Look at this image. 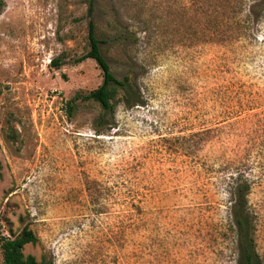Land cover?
<instances>
[{
    "label": "rangeland",
    "instance_id": "374dc122",
    "mask_svg": "<svg viewBox=\"0 0 264 264\" xmlns=\"http://www.w3.org/2000/svg\"><path fill=\"white\" fill-rule=\"evenodd\" d=\"M88 20L141 100L100 124L75 97L101 81ZM243 182L264 264V0H0V238L26 225L45 264H236Z\"/></svg>",
    "mask_w": 264,
    "mask_h": 264
},
{
    "label": "trees",
    "instance_id": "16d2710c",
    "mask_svg": "<svg viewBox=\"0 0 264 264\" xmlns=\"http://www.w3.org/2000/svg\"><path fill=\"white\" fill-rule=\"evenodd\" d=\"M92 1L87 0V13L92 10ZM243 20H237L240 26ZM87 51L80 56V59L91 58L101 73L100 83L89 90L85 94H76L84 99L92 100L98 104L102 113L98 116V122L104 118V114L111 112L113 108V100L119 94L120 101L127 106L141 103L140 94L131 82L130 77L124 74L122 79L116 78L110 70L109 64L100 50L99 38L96 37L94 24L91 20L87 22ZM50 62L53 65L58 64V59H52ZM69 100L67 102V111L70 112L73 108ZM238 179V175L234 177V182ZM248 185L243 182L240 185L236 184L233 190L234 200L231 204V217L236 236L237 262L236 264H258V256L254 249L253 242V222L251 214L246 208V193ZM37 242L36 235L24 225L18 233L12 237L0 238V253L1 264H45L43 259L37 260L32 254L22 252L25 244H35Z\"/></svg>",
    "mask_w": 264,
    "mask_h": 264
}]
</instances>
